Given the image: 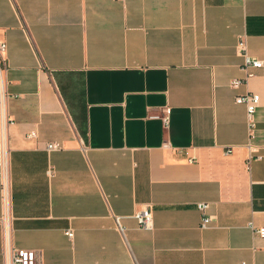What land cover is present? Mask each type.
I'll use <instances>...</instances> for the list:
<instances>
[{
  "label": "crops",
  "instance_id": "0c3cea01",
  "mask_svg": "<svg viewBox=\"0 0 264 264\" xmlns=\"http://www.w3.org/2000/svg\"><path fill=\"white\" fill-rule=\"evenodd\" d=\"M241 39L264 61V0H0V264H264V67Z\"/></svg>",
  "mask_w": 264,
  "mask_h": 264
},
{
  "label": "built area",
  "instance_id": "2783aa9c",
  "mask_svg": "<svg viewBox=\"0 0 264 264\" xmlns=\"http://www.w3.org/2000/svg\"><path fill=\"white\" fill-rule=\"evenodd\" d=\"M243 1V0H241ZM6 51V44L0 43V101H1V111H0V127H1V141H0V149H1V160H0V179L2 182V202L5 208V213L2 217L6 240L8 238V230H9V222H8V207L10 201V185H9V177L6 169V156H7V143H6V125H7V114L5 111V103H4V72L5 69L2 66L1 57L2 54ZM238 51L241 53L244 59L243 69L247 71L248 77L253 74L252 69H259L264 67V61L254 59L250 57L247 44L244 39H241L238 43ZM247 77V78H248ZM245 80H234L231 84L233 88H239ZM236 103L242 104L246 106L247 109V123H248V131H249V148L251 152H254L252 140L256 137L257 131V111L260 105V96L253 92H247L241 95H238L235 99ZM162 119L165 125L169 123V109L166 108L163 110L161 115H158ZM11 122V121H10ZM12 123V122H11ZM29 138L35 137L33 134L28 135ZM47 149L49 151L60 150L63 149V144L59 141L50 142L47 145ZM253 150V151H252ZM254 158V155H251L249 161ZM262 156H257L256 159H261ZM197 208L199 211L203 213L205 216L203 219V227H208L211 224V217H206V212L209 209L208 203H198ZM136 218L140 227L144 229H150L153 226V215L150 209H144L136 214ZM250 228L259 235L264 238V227H255L253 223H250ZM67 235L69 238L74 237L73 231H67ZM10 264H37V253L33 250L26 249H14L10 252ZM242 264H247L243 262Z\"/></svg>",
  "mask_w": 264,
  "mask_h": 264
}]
</instances>
